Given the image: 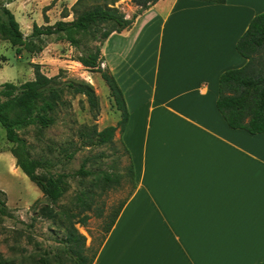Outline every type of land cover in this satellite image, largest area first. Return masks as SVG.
<instances>
[{"label": "crops", "instance_id": "1", "mask_svg": "<svg viewBox=\"0 0 264 264\" xmlns=\"http://www.w3.org/2000/svg\"><path fill=\"white\" fill-rule=\"evenodd\" d=\"M263 11L264 0H158L101 44L128 111L118 137L135 188L92 264L264 262V133L231 129L216 107Z\"/></svg>", "mask_w": 264, "mask_h": 264}, {"label": "trees", "instance_id": "2", "mask_svg": "<svg viewBox=\"0 0 264 264\" xmlns=\"http://www.w3.org/2000/svg\"><path fill=\"white\" fill-rule=\"evenodd\" d=\"M83 1L76 0L72 5L70 11L73 18L71 21H63L69 17L68 13L53 25L33 24L28 37H24L19 23L5 8L2 12L3 16L0 15V36L15 47L16 55H20L23 48L36 55L44 50V45L39 41L42 37L61 35L71 47L80 52L76 61L85 69L100 74L108 87L113 106L121 114L115 126H108L100 131L96 127L81 128L79 136L82 144L87 147H100L111 143L117 130L122 133L128 122V111L122 91L109 71L101 68L103 58L100 46L112 33H121L130 29L136 17L155 5L158 0H130L137 10L129 19L114 7L119 0H97V3L82 10L79 7ZM201 1L225 3V0ZM85 41L99 43V45L84 46ZM235 49L246 60V63L241 68L230 69L220 75L216 107L231 129L245 130L252 135L261 134L264 133V11L251 19L247 29L238 39ZM31 65L34 73L32 80L18 86L10 82L0 86V126L5 131L6 140L16 145L10 152L16 159L17 167L29 181L35 184L47 202L41 208L43 216L55 220L60 213L65 214L66 220L70 223L67 233L59 240L63 245L67 260L72 264H92L98 250L91 256L87 254L86 238L78 233L74 225L79 224L81 227L86 225L90 216L81 217V215L84 211H92L93 199L97 196L93 189H99L103 193L119 184L121 175L87 170L88 160H84L81 168L74 175L83 180V185L85 179L91 177L90 184L88 187H83L77 194L75 210L66 209L64 212L57 210L59 201L67 191L66 179L69 176L64 173L39 175L37 170L42 164L39 160L30 158L26 142L20 133L29 126H33L38 131L51 128L56 123L59 111L67 107V101L64 99L66 93L84 95L91 111L98 109V103L89 84L74 81L63 82L60 76L48 77L43 74L39 64ZM122 147L130 160L129 152L124 145ZM73 156L74 152L68 155V160ZM126 175L134 183L131 162ZM125 202L111 215L104 229V236L111 230ZM95 211H97V217H102L101 208H96ZM0 217H9L7 197L2 190H0ZM54 262L65 264L60 258H56ZM0 264L16 263L4 259L0 254ZM37 264H51L49 256L41 257ZM259 264H264V262Z\"/></svg>", "mask_w": 264, "mask_h": 264}, {"label": "rangeland", "instance_id": "3", "mask_svg": "<svg viewBox=\"0 0 264 264\" xmlns=\"http://www.w3.org/2000/svg\"><path fill=\"white\" fill-rule=\"evenodd\" d=\"M73 2L0 0V15L3 16V9H8L19 23L21 33L28 37L33 24L53 25L68 13L69 17L63 21H71L73 16L70 9ZM95 3L97 0H84L79 9H87ZM114 7L128 19L137 10L130 0H119ZM39 41L44 45L41 53L33 55L23 48L21 54L16 55L15 47L0 36V86L6 82L18 86L32 80L34 73L31 64H39L41 72L48 77L60 76L63 82H84L92 87L98 103L96 111H91L84 95L69 92L64 97L67 107L59 111L56 123L51 128L38 131L29 126L20 133L26 142L30 158L39 160L42 164L37 170L39 175L64 173L69 176L66 179L67 191L58 203L59 212L75 210L77 194L90 184L91 177L85 179L83 185V180L74 175L84 160H88L87 170L121 175L119 184L113 188L103 193L99 189H93L97 196L93 199L92 211H84L81 215L90 216L86 225H74L78 233L86 238L85 248L91 256L105 238L104 229L111 215L129 198L134 183L126 175L130 160L122 147L118 130L111 143L100 147L82 144L79 133L82 127H96L100 131L105 127L115 126L121 114L113 106L108 87L100 74L85 69L76 61L80 52L71 47L63 36L42 37ZM96 45L99 43L84 42V46ZM14 147L16 145L6 140L5 131L0 126V190L6 194L9 212V217H0V254L16 264H37L46 255L51 264H57L54 262L56 258L62 259L65 264H72L67 260L63 245L59 242L67 233L70 223L65 214L60 213L55 220L43 216L41 208L47 202L35 184L17 167L16 159L10 152ZM72 152L74 156L68 160L67 157ZM96 208L102 209V217H97Z\"/></svg>", "mask_w": 264, "mask_h": 264}]
</instances>
